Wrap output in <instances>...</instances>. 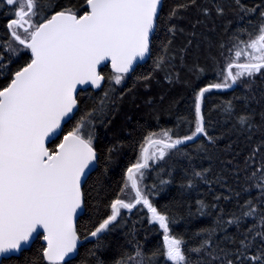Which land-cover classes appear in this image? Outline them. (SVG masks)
I'll return each instance as SVG.
<instances>
[{"label": "snow or ice", "instance_id": "6c2138e0", "mask_svg": "<svg viewBox=\"0 0 264 264\" xmlns=\"http://www.w3.org/2000/svg\"><path fill=\"white\" fill-rule=\"evenodd\" d=\"M211 2L212 7L200 9L202 15L223 17V5ZM235 3L239 11L235 23L228 21L229 41L220 44L222 61H217L215 79L192 87L187 114L178 115L171 126L152 130L140 125L146 134L113 198L101 182L107 164L93 143L96 127L112 114L116 93L136 70L134 62L152 56L162 28L165 39L159 40L161 51L154 67L163 68L165 61L176 59V53L169 51L178 30L174 21L181 18V10L196 7L197 0H182L167 18L162 15L164 0H77L75 4L66 0L63 5L58 0H0V11L6 9L11 17L9 38L0 41V264H16L17 254L35 243L41 230L46 243L34 253L33 264H73L81 240L78 214L85 212L91 214L84 239H95L88 254L97 264H104L97 252L107 247V238L124 227L129 228L125 233L129 247L114 264H264V107L258 122L251 108L252 100L264 102V87H257V81L264 84V0L251 7L241 0ZM180 51L183 62L186 49ZM21 56L27 59L12 69ZM104 61L111 62L107 77L98 70ZM189 71L199 79L204 69L193 65ZM105 79L103 94L93 98L91 107L85 105L77 118L78 85L100 88ZM225 89L232 96L206 108L212 90ZM73 118L75 125L65 131L64 125ZM210 129H218L219 135L210 134ZM232 134L243 135L251 145L243 169L236 170L238 187L219 175L209 178L216 160L213 147ZM233 143L229 141L226 149ZM202 160L209 161L207 167L198 163ZM101 165L103 171H98ZM240 171L245 174L242 185ZM92 173H97L94 180ZM214 180L224 184L229 194L216 193L214 203L196 200L193 212L190 193L201 183L211 189ZM173 183L176 197L158 207L152 197ZM96 199L107 201L104 207L110 211L101 212L98 205L90 209L89 201ZM232 200L234 210L222 206V201ZM209 208L213 213L207 212ZM134 209L147 212L128 226L130 216L122 210ZM197 213L214 215L212 225L175 231L180 221L187 224ZM145 218L163 230V246L148 253L137 242L132 251L136 224ZM232 227L235 231L229 232Z\"/></svg>", "mask_w": 264, "mask_h": 264}, {"label": "trees", "instance_id": "16d2710c", "mask_svg": "<svg viewBox=\"0 0 264 264\" xmlns=\"http://www.w3.org/2000/svg\"><path fill=\"white\" fill-rule=\"evenodd\" d=\"M79 2L82 3V0H79ZM179 2H182V0H164L162 15L167 18L169 10ZM217 2L225 8L223 17H218L215 13L210 18H205L202 15L200 9L204 6L212 7L211 0H197L196 7L189 6L187 10H181V18L174 21L177 24L178 30L169 48L170 52L176 53V59L174 61H165L163 68L155 69L153 61L161 51L159 40L165 39L164 29L160 30L157 43L153 47L152 56L145 63L138 65L134 73L126 76L123 86L116 93V106L112 114L108 117L105 124L97 125L93 143L98 151H102L103 159L107 164V171L101 177V182L105 190L113 194V198H115V194L119 192V187L122 185V175L127 165L135 161L142 136L146 134V131L140 125H148L152 130H156L159 127L171 126L176 122L178 115L187 114L193 98L192 87L200 84L201 80L207 83L215 79L218 69L217 61H222L220 44L222 41H229L226 32V29L229 27L228 21L231 20L235 23L236 14L239 11L235 0H217ZM241 2L251 7L253 4L258 3V0H241ZM64 3H66V0H58L59 5H63ZM72 3H77V0H72ZM6 11V9L0 11V41L9 38L7 20L11 17L5 14ZM198 20L201 22L197 23ZM194 24L195 28H193ZM180 28L183 29L182 32L179 31ZM193 32H195L194 36L192 35ZM181 49H186L183 62L180 59ZM25 59H27L26 56H21L20 60L11 65V68L15 69L16 64L22 63ZM193 65H198L204 69V72L199 74V79L197 78V73L189 71ZM100 71L105 77L111 74L108 65L102 67ZM150 72L152 75L147 80L138 79L140 75L148 76ZM166 76L170 77V79H166ZM0 83H3L2 79H0ZM107 85L108 81L105 79L103 81L104 87H101L99 90L93 91L87 89L78 93V103L81 111L77 113V118L83 112L85 105L91 107L93 98L103 94ZM257 87H264V84L257 81ZM239 91L237 89V94H239ZM120 92L124 93L122 98L120 97ZM231 96L232 92L227 89L212 90V95L206 101V108H210L214 103H219L220 99H228ZM262 107H264V102L258 104L256 100L251 101V108L256 111L255 118L257 122L260 120L259 113ZM75 123L76 118H73V120L64 126L65 131L71 130ZM224 126L227 127V124ZM209 131L210 134L219 135L218 129H210ZM229 141H234V143L230 149H226L225 146L229 144ZM48 147H54V143H50ZM250 147L251 145L245 141L243 135L236 136L232 134L219 139L217 146L213 147L216 160L212 164V174L209 178L212 179L216 175H219L223 180L227 181L228 185L238 187L236 170L243 169L244 158L248 154ZM110 148L112 149L111 152H109ZM184 163L182 160L179 161V165H183ZM198 163H202L204 167H207L209 161L202 160L198 161ZM98 171H103V165H101V169ZM239 174L240 184L242 185L245 180V174L243 171H240ZM181 175L182 168L178 166L175 169L177 180H179ZM96 176L97 173H92L93 180ZM147 183L150 185L152 180L149 179ZM176 192L177 184L173 183L157 196L152 197V199L158 207H161L173 200L176 197ZM216 193L229 194L227 187L222 183H216L215 180L211 189L208 184L201 183L197 189L190 193L189 200L193 212L196 209V200L205 199L209 203H214L213 196ZM255 194L256 192L253 190L251 195L254 196ZM103 195L104 193L101 192V196ZM92 196L96 197L95 191L92 192ZM106 202L100 199L90 200L89 208L94 210V205H98L101 212L110 211V209H105L104 207ZM221 203L228 210L235 209V200L230 202L222 201ZM122 211L125 212L126 216H130L128 226H131L132 221L137 220L138 216H145L147 212L146 209H134L132 213H128L127 210ZM213 211L211 208L207 210L208 213H213ZM215 211H218V209ZM90 214L91 212H85L78 219V227L82 239L86 236L84 227ZM214 219V215H199L197 213L190 218L187 224L184 221H180L175 231L182 233L185 227L194 231L202 226H211ZM244 227H247V224ZM136 229V239L132 241L130 246L132 251L135 250L137 242L148 253L157 247L162 248L163 231L158 225L154 224L153 226L145 218L142 224L137 222ZM128 230V227H124L112 233L107 238V247L97 252V258L103 261L104 264H114V261L129 247L126 241L130 237L125 235ZM228 231L234 232L235 228H229ZM95 243L96 241L93 238L82 244L79 247V255L76 256L73 264H97V260L88 254V250ZM41 245L39 237L28 250L22 251L15 257L16 264H33L34 253Z\"/></svg>", "mask_w": 264, "mask_h": 264}, {"label": "water", "instance_id": "95a60500", "mask_svg": "<svg viewBox=\"0 0 264 264\" xmlns=\"http://www.w3.org/2000/svg\"><path fill=\"white\" fill-rule=\"evenodd\" d=\"M147 59H148V57H146V58H144V59H140V58H138L137 61L134 62V67L136 68L138 65H141V64L145 63V62L147 61ZM105 65H108L109 70L112 72V69H111V62H110V61H104V62H102L101 65L98 66V70H101V68L104 67ZM102 84H103V81H102ZM100 88H101V87H100ZM100 88H97V87H95V86H88V85H78L77 95H78V93H79L80 91H84V90H86V89H91V90H93V91H97V90H99ZM65 125H66V124H65ZM65 125H64V126H65ZM62 135H63V133H61V138H62ZM49 144H50V143H48L47 146H48ZM82 215H83V213H82V214H78V219H79V217H81ZM40 237H41V238H40V242H41V244H45L46 242L43 241L42 230H41V235H40ZM91 239H93V238L88 237L87 240H85L84 238H83V239L81 238V240L78 241V249H79V247H80L82 244L88 242V241L91 240ZM32 244H33V243H31V244H29V245H25L22 251H24V250H28V249L31 247ZM22 251H21V252H22ZM21 252H19V253L17 254V256H18Z\"/></svg>", "mask_w": 264, "mask_h": 264}, {"label": "rangeland", "instance_id": "374dc122", "mask_svg": "<svg viewBox=\"0 0 264 264\" xmlns=\"http://www.w3.org/2000/svg\"><path fill=\"white\" fill-rule=\"evenodd\" d=\"M156 225H158V223H155ZM159 226V225H158ZM162 230V229H161ZM163 231V230H162Z\"/></svg>", "mask_w": 264, "mask_h": 264}, {"label": "bare ground", "instance_id": "6f19581e", "mask_svg": "<svg viewBox=\"0 0 264 264\" xmlns=\"http://www.w3.org/2000/svg\"><path fill=\"white\" fill-rule=\"evenodd\" d=\"M149 58V57H148Z\"/></svg>", "mask_w": 264, "mask_h": 264}]
</instances>
